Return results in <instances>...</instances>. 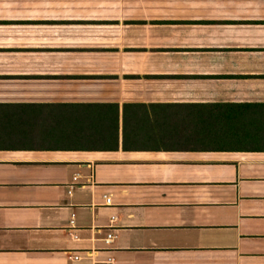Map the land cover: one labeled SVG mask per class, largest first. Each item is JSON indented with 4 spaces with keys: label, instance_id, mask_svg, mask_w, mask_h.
<instances>
[{
    "label": "crops",
    "instance_id": "crops-1",
    "mask_svg": "<svg viewBox=\"0 0 264 264\" xmlns=\"http://www.w3.org/2000/svg\"><path fill=\"white\" fill-rule=\"evenodd\" d=\"M0 264H264V0H0Z\"/></svg>",
    "mask_w": 264,
    "mask_h": 264
},
{
    "label": "built area",
    "instance_id": "built-area-1",
    "mask_svg": "<svg viewBox=\"0 0 264 264\" xmlns=\"http://www.w3.org/2000/svg\"><path fill=\"white\" fill-rule=\"evenodd\" d=\"M104 202L106 203V204H110V198L109 197H106V196H104ZM112 237H113V234L112 233H107V235H106V238H105V241L108 243V242H110L111 240H112ZM75 257V256H74Z\"/></svg>",
    "mask_w": 264,
    "mask_h": 264
}]
</instances>
